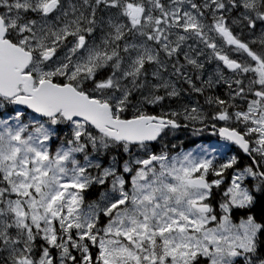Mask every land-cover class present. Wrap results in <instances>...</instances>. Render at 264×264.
Listing matches in <instances>:
<instances>
[{"label": "snow or ice", "instance_id": "6c2138e0", "mask_svg": "<svg viewBox=\"0 0 264 264\" xmlns=\"http://www.w3.org/2000/svg\"><path fill=\"white\" fill-rule=\"evenodd\" d=\"M0 264H264V0H0Z\"/></svg>", "mask_w": 264, "mask_h": 264}]
</instances>
